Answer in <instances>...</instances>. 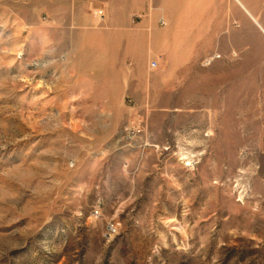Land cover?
<instances>
[{
    "label": "rangeland",
    "instance_id": "374dc122",
    "mask_svg": "<svg viewBox=\"0 0 264 264\" xmlns=\"http://www.w3.org/2000/svg\"><path fill=\"white\" fill-rule=\"evenodd\" d=\"M99 3L0 0V264H264V0Z\"/></svg>",
    "mask_w": 264,
    "mask_h": 264
},
{
    "label": "crops",
    "instance_id": "0c3cea01",
    "mask_svg": "<svg viewBox=\"0 0 264 264\" xmlns=\"http://www.w3.org/2000/svg\"><path fill=\"white\" fill-rule=\"evenodd\" d=\"M85 7H95L99 5V0H82ZM171 0H101L103 11L112 25V29H130L132 18L137 17L141 21L144 30H154L159 21H164V17L171 15L169 10ZM114 15L124 16L125 23L112 21ZM264 31V27H263ZM142 87L144 82H139ZM153 87V86H152Z\"/></svg>",
    "mask_w": 264,
    "mask_h": 264
},
{
    "label": "built area",
    "instance_id": "2783aa9c",
    "mask_svg": "<svg viewBox=\"0 0 264 264\" xmlns=\"http://www.w3.org/2000/svg\"><path fill=\"white\" fill-rule=\"evenodd\" d=\"M163 24H166L165 21H162ZM221 58V55L220 54H214L212 57H209V58H206L205 60V63L206 64H210L212 61L216 60V59H220ZM158 66V62L157 61H152L151 64H150V68L151 69H155L157 68ZM263 119H264V114H263ZM109 232L112 234V233H115L116 232V228L115 226L111 225L109 227Z\"/></svg>",
    "mask_w": 264,
    "mask_h": 264
}]
</instances>
